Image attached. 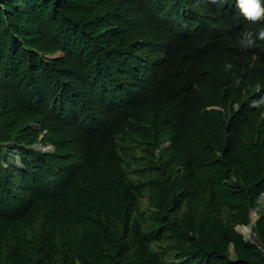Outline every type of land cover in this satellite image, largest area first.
Returning <instances> with one entry per match:
<instances>
[{"label": "trees", "instance_id": "trees-1", "mask_svg": "<svg viewBox=\"0 0 264 264\" xmlns=\"http://www.w3.org/2000/svg\"><path fill=\"white\" fill-rule=\"evenodd\" d=\"M260 27L239 0H0V264H264Z\"/></svg>", "mask_w": 264, "mask_h": 264}, {"label": "clouds", "instance_id": "clouds-1", "mask_svg": "<svg viewBox=\"0 0 264 264\" xmlns=\"http://www.w3.org/2000/svg\"><path fill=\"white\" fill-rule=\"evenodd\" d=\"M224 2H227V0H224ZM239 7L243 10V13L251 21L255 22L258 20H264V0H239ZM256 39H264V27H260L259 30L255 31V33L251 29L246 31L241 36L240 43L245 47H251ZM229 67H231V65H229ZM41 145L43 144L40 143V145H36L35 148L38 149L37 146L39 147ZM39 150L42 149L39 148ZM44 152H51V151H44Z\"/></svg>", "mask_w": 264, "mask_h": 264}, {"label": "rangeland", "instance_id": "rangeland-1", "mask_svg": "<svg viewBox=\"0 0 264 264\" xmlns=\"http://www.w3.org/2000/svg\"><path fill=\"white\" fill-rule=\"evenodd\" d=\"M37 145H40V143H38ZM36 146V145H35ZM37 148L39 149V147L37 146ZM9 154H11V155H15V158L14 159H12L11 161H13V160H15V162H17V163H21V159L17 156V151H16V146H14V145H10L9 146ZM13 163V162H12ZM147 198L146 197H144L143 198V200H142V207L143 208H146V206H147ZM260 203H261V207H263L264 206V195L262 196V198H261V201H260ZM260 209V207H257L254 211H253V213H252V221H255V219H257L258 218V216L256 215L257 214V211ZM249 226V225H248ZM240 227H242V226H238L237 228L239 229ZM250 227V226H249ZM239 231H240V229H239ZM241 232V231H240ZM244 236H245V238L247 239V240H251V241H253V242H257L258 241V237H257V235L253 232V230L251 229V234L250 235H247L246 233H243V232H241Z\"/></svg>", "mask_w": 264, "mask_h": 264}, {"label": "bare ground", "instance_id": "bare-ground-1", "mask_svg": "<svg viewBox=\"0 0 264 264\" xmlns=\"http://www.w3.org/2000/svg\"><path fill=\"white\" fill-rule=\"evenodd\" d=\"M239 229L241 232L246 233L247 235L251 234V228L249 226H242Z\"/></svg>", "mask_w": 264, "mask_h": 264}, {"label": "built area", "instance_id": "built-area-1", "mask_svg": "<svg viewBox=\"0 0 264 264\" xmlns=\"http://www.w3.org/2000/svg\"><path fill=\"white\" fill-rule=\"evenodd\" d=\"M40 149L44 150V151H52L53 150V146L51 144H47L46 146H39Z\"/></svg>", "mask_w": 264, "mask_h": 264}, {"label": "water", "instance_id": "water-1", "mask_svg": "<svg viewBox=\"0 0 264 264\" xmlns=\"http://www.w3.org/2000/svg\"><path fill=\"white\" fill-rule=\"evenodd\" d=\"M254 222H255V221H252V222H251V224L249 225V226H250V228H251L252 230H253V225H254ZM236 229L239 231V229H238V228H236ZM239 232H240V231H239ZM240 233H241V232H240Z\"/></svg>", "mask_w": 264, "mask_h": 264}]
</instances>
